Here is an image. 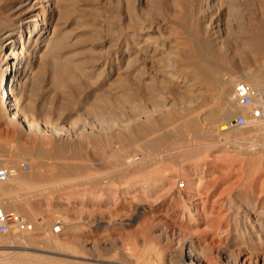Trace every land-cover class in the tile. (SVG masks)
Segmentation results:
<instances>
[{
	"label": "rangeland",
	"instance_id": "374dc122",
	"mask_svg": "<svg viewBox=\"0 0 264 264\" xmlns=\"http://www.w3.org/2000/svg\"><path fill=\"white\" fill-rule=\"evenodd\" d=\"M102 2L70 0L76 7L73 16L79 23L67 30H73L80 37L71 54L80 61L85 59L87 66L96 54L91 53V41L83 31L90 30L93 21L100 25L107 23L110 7ZM250 4L246 6L255 9ZM246 12L245 9L244 15L248 16ZM112 22L118 26L116 20ZM117 26L116 32L119 31ZM180 29L176 24H163L159 42L172 45V49L180 47L177 46L180 39L184 40ZM110 32L111 35L108 31L102 34L114 38L116 33ZM167 51L171 53L170 48ZM245 54L250 63L240 71L253 69L264 61V56L255 57L249 51ZM169 56L175 57L172 53ZM156 64L153 66L157 69L147 70L155 77L176 71L179 76L184 74L189 78L187 68L181 63L168 65L158 61ZM227 74L234 72L227 68L225 77ZM113 77L116 79L115 75H109L105 84L102 80L95 81L93 86L83 81L79 92L73 89L68 99L62 91L45 82L34 88L32 117L47 126L48 132L27 130L20 124L8 122L0 114V167L16 168V178H21L17 185L15 178L10 179L4 188L13 199H20L21 207L30 216L11 209L6 212L24 218L33 227L25 233L33 238L31 245H20L10 239L9 234H0L2 258L17 257L36 264H138V259H157L156 264H264V235L250 227L253 219L258 218L257 212L264 211V153L248 151L249 145L238 143L239 137L248 136L246 130L251 127H235L229 141L225 142L210 138L191 141L192 145L203 147L197 158H188L181 150L188 141L182 143L172 137L147 155L142 146L128 142L134 127L149 122L166 125L168 122L163 118L174 110L180 115L187 112L202 117L214 106L213 93H206L201 86L195 90L201 98L188 103L174 100L169 88L157 91L159 94L152 99L142 90L144 96L135 97L142 110L137 120L131 118L127 110L114 112L104 103L99 105L103 111L100 115L91 113L90 106L99 104L94 101V95L113 91L116 86ZM132 93L135 94V90ZM17 96L20 98V93ZM4 99L0 98L3 103ZM21 102L22 98L19 109ZM236 116L242 115L232 117L230 125ZM165 129L170 132V126ZM118 154L126 158L116 160ZM195 163L197 168L191 171ZM25 164L29 166L27 171L22 170ZM190 177H201L192 219L183 208L187 204L184 195ZM145 181L153 185L143 191L127 190L128 184ZM8 201L6 194L0 192V206L6 207ZM261 220L258 222L263 226L264 219ZM50 239L55 241L46 242ZM190 249L198 252L195 258L190 255Z\"/></svg>",
	"mask_w": 264,
	"mask_h": 264
},
{
	"label": "bare ground",
	"instance_id": "6f19581e",
	"mask_svg": "<svg viewBox=\"0 0 264 264\" xmlns=\"http://www.w3.org/2000/svg\"><path fill=\"white\" fill-rule=\"evenodd\" d=\"M163 1L104 0V4L107 3L110 7L107 12L109 13L107 23L103 22L104 24L100 25L93 21L89 27L90 30L83 31L91 41V53L96 54L92 62L88 60L89 66H87L88 62H84L85 59L80 61L76 55L71 54V49L77 45L80 37L73 33V30L71 32L67 30L69 26L78 22V18L73 16L76 7L71 4L72 2L70 3V0H0V98L5 97L3 101H6L3 103L0 100V114L3 116L1 117L10 123L20 124L27 130L48 132L47 126L35 121L32 117L35 111L34 105L31 104L34 88L45 82L55 90L62 91L68 99L73 89L79 92L83 81L92 86L98 80H102L105 84L109 75H115L116 79L113 78L116 86H113V91L94 95V101L99 104L90 106L91 113L100 115L103 111L99 109V105L104 103L114 112L120 110L121 113L122 110H127L129 116L137 120L142 110L140 104L135 102V97L141 99V96H144L141 94L142 90H146L148 98L152 99L159 94L157 91L162 92V89L165 88L166 91V88H169L174 100H185L188 103H194L201 98L195 91L201 86L205 87L206 93H213L214 106L207 109L202 117L192 116L187 112L185 115H180L174 110L163 118L168 122L166 125L162 123L156 126V122L155 124L149 122L134 127L133 134L129 133L132 137L129 136L128 142L142 146L147 150V155L148 152H154L158 147L167 144L171 137L180 142L188 141L186 146L181 147L188 158H197L202 154L201 148L203 147L198 144L192 145L191 141L207 138L217 142L227 141L229 134L235 129L233 126L231 128L229 120L238 114L248 120L251 111V107H243L235 99V85L244 82L255 92L264 89V61L253 69L247 68V70L240 71L242 66L250 63L245 58L246 52L253 53L255 57L264 56V0H169L166 3ZM250 3L255 9L246 6ZM97 9L99 11V7ZM245 9L248 16L244 15ZM113 20L117 21L118 26L113 25ZM163 24H176L182 29L184 40L180 39L181 42L177 45L180 47L172 49V45L170 47V44H165L164 41L159 42ZM79 26L76 28H80ZM115 26L118 27L119 33L116 32ZM110 30L113 34H117L114 38L102 34L103 31H108L111 35ZM169 48L175 57L169 56L171 54L167 51ZM158 61L168 65L181 63L187 68L186 75L189 74V78L184 77V74L179 76L176 71L162 75L159 73L161 76L157 77L154 73L147 72L151 69L150 67L157 66ZM227 68L231 69L234 74H227L228 76L225 77ZM132 90H135V94ZM18 93L22 98L20 109ZM91 93L93 95L95 90ZM262 110L264 111V106ZM168 126H170V132L165 129ZM247 130L248 136L239 137L238 143L253 146L252 148L245 146L247 150L249 149L248 151L264 153L263 126L257 124L251 127L249 132ZM237 131L236 133H239ZM120 157L122 160L126 158L123 155ZM120 157L118 154L116 160ZM124 163L128 168V161ZM196 168L195 163L191 171ZM136 173L137 171L134 174ZM16 175L0 182V192L5 193L9 200L7 206L1 208L5 211L11 209L29 217V212L21 207L20 199L17 200L15 197L13 199V196L9 192L8 195L4 188L10 179L15 178L14 184L16 185L20 182L21 178H16ZM128 176H130L129 171ZM41 178L40 176L39 179ZM200 178L190 177L188 179L190 180L189 188L184 195L187 204L183 208L190 219L193 218L192 209L194 207L192 206L197 200L196 190L200 185ZM151 183L149 181L132 182L128 184L127 190L143 191L153 185ZM257 213L258 218L253 219L254 223L250 227L264 235V225L261 226L258 222L259 219H264V211ZM25 233H9V238L20 245H31L33 238ZM54 241L55 239H50L46 242ZM194 249L188 252L195 258L198 252ZM3 255V253L0 254V264H36L34 261L17 257L5 259L2 258ZM156 260L138 259L137 261L138 264H156Z\"/></svg>",
	"mask_w": 264,
	"mask_h": 264
},
{
	"label": "built area",
	"instance_id": "2783aa9c",
	"mask_svg": "<svg viewBox=\"0 0 264 264\" xmlns=\"http://www.w3.org/2000/svg\"><path fill=\"white\" fill-rule=\"evenodd\" d=\"M234 97L241 106L251 107V111L248 120L242 116H236L231 125L236 128H245L260 124L264 128V111L262 110V106H264V89L255 92L246 83L239 82L234 87ZM28 169V165L22 166V170L27 171ZM17 171L15 168L0 167V182L14 176ZM180 187H183V183L180 184ZM31 230L32 225L26 220L13 212H6L0 206V234L30 232Z\"/></svg>",
	"mask_w": 264,
	"mask_h": 264
}]
</instances>
